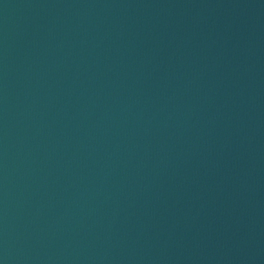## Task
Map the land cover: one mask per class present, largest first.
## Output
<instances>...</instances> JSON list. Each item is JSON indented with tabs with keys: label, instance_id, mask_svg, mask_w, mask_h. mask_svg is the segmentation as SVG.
Here are the masks:
<instances>
[{
	"label": "water",
	"instance_id": "obj_1",
	"mask_svg": "<svg viewBox=\"0 0 264 264\" xmlns=\"http://www.w3.org/2000/svg\"><path fill=\"white\" fill-rule=\"evenodd\" d=\"M0 264H264V0H0Z\"/></svg>",
	"mask_w": 264,
	"mask_h": 264
}]
</instances>
